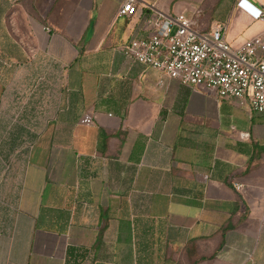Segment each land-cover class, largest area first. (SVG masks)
Masks as SVG:
<instances>
[{
  "label": "crops",
  "instance_id": "1",
  "mask_svg": "<svg viewBox=\"0 0 264 264\" xmlns=\"http://www.w3.org/2000/svg\"><path fill=\"white\" fill-rule=\"evenodd\" d=\"M238 1L0 0V264H264V113L120 52L153 9L238 48Z\"/></svg>",
  "mask_w": 264,
  "mask_h": 264
},
{
  "label": "built area",
  "instance_id": "2",
  "mask_svg": "<svg viewBox=\"0 0 264 264\" xmlns=\"http://www.w3.org/2000/svg\"><path fill=\"white\" fill-rule=\"evenodd\" d=\"M137 2L124 0L117 16H133ZM236 7L252 20L264 22V9L246 0H239ZM153 10L144 22L148 36L131 39L120 48L126 59L182 85L211 89L218 99L246 100L252 113H264V32L233 48L225 40L223 25L200 31L182 13L170 17Z\"/></svg>",
  "mask_w": 264,
  "mask_h": 264
}]
</instances>
